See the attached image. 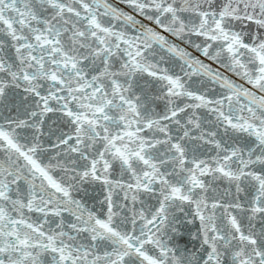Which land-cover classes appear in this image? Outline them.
<instances>
[{"label": "snow or ice", "instance_id": "6c2138e0", "mask_svg": "<svg viewBox=\"0 0 264 264\" xmlns=\"http://www.w3.org/2000/svg\"><path fill=\"white\" fill-rule=\"evenodd\" d=\"M0 264H264V0H0Z\"/></svg>", "mask_w": 264, "mask_h": 264}]
</instances>
